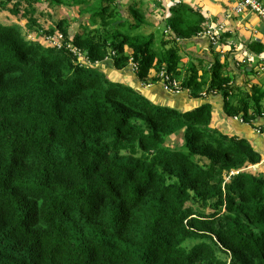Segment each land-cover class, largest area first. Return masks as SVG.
Masks as SVG:
<instances>
[{
	"label": "trees",
	"instance_id": "16d2710c",
	"mask_svg": "<svg viewBox=\"0 0 264 264\" xmlns=\"http://www.w3.org/2000/svg\"><path fill=\"white\" fill-rule=\"evenodd\" d=\"M23 1L32 6L0 8L18 14ZM48 1L89 17L75 32L68 19L44 30L61 35V49L0 24V264H264L261 154L212 128L211 103L156 105L102 66L133 62L145 84L165 70L194 98L218 94L228 117L252 124L264 117V84H234L219 58L201 75L184 68L174 39L156 50L155 37L124 30L131 20L116 0ZM188 29L176 37L201 31ZM175 136L181 145L171 146Z\"/></svg>",
	"mask_w": 264,
	"mask_h": 264
},
{
	"label": "crops",
	"instance_id": "0c3cea01",
	"mask_svg": "<svg viewBox=\"0 0 264 264\" xmlns=\"http://www.w3.org/2000/svg\"><path fill=\"white\" fill-rule=\"evenodd\" d=\"M116 1L122 12L120 17L124 21H132L133 13L137 11L140 17L137 28H142L148 36H160L163 42L178 43L184 68L194 64L201 75L203 70H208L215 59L219 58L226 66V74L231 76L237 85L250 90L252 86L264 84V71L261 70L264 67V21L255 12L237 11L238 0ZM260 1L264 4V0ZM174 17H177V30L170 24ZM188 17L196 20L190 28L186 22ZM119 22L121 21L117 23ZM210 26L223 28L221 44L215 45L204 33ZM198 27L201 31L192 39L183 40L176 37V31L189 28L187 31L192 32ZM158 30L161 32L158 33ZM256 43L258 45H255ZM258 47L263 49L261 53L255 51ZM246 67L251 74L244 73ZM102 70L112 81L133 87L156 105L188 111L204 103H211L214 108L212 128L229 136L247 139L262 156V162L254 169L264 170V117L256 119L254 124L237 117H228L224 112L225 102L220 95L208 93L194 98L189 89H183L179 93L166 90L159 79L145 84L138 79L131 65L124 71H118L113 68L112 61L108 60ZM156 75L157 71L152 69L150 78H157Z\"/></svg>",
	"mask_w": 264,
	"mask_h": 264
},
{
	"label": "rangeland",
	"instance_id": "374dc122",
	"mask_svg": "<svg viewBox=\"0 0 264 264\" xmlns=\"http://www.w3.org/2000/svg\"><path fill=\"white\" fill-rule=\"evenodd\" d=\"M30 2L32 3V6L24 3L23 1L24 4L20 9V13L18 14L14 13L10 8H0V24L5 27H13L18 29L23 36H26L31 41L37 40L36 36H38L39 42L42 44V46L52 47L59 42L58 39H49V37H53V35L48 36L44 33V30L49 29L56 21L62 19L70 20V22L73 23L71 30L72 32H75L77 31V28L80 27V22H84L89 17L84 12V8L82 9V7H75L72 3L71 5L66 3L58 5L57 2H49L48 0H39V2L37 0H31ZM103 5H106V3ZM103 5H98L96 8L102 7ZM30 11H33V13ZM132 19L133 20L131 23L128 24L124 30L133 34L148 36L145 34L142 28H137L136 26L131 25L140 24V17L137 11H134ZM30 22H36L37 24L33 26L30 25ZM88 22L89 21H86L87 24H89ZM160 32L161 31L158 30V33ZM154 37L156 41L154 48L159 50L161 48L162 38L160 36ZM232 82L236 84L235 80H232ZM182 142L183 141L181 137L178 136L172 137L170 139L171 146L181 145Z\"/></svg>",
	"mask_w": 264,
	"mask_h": 264
},
{
	"label": "built area",
	"instance_id": "2783aa9c",
	"mask_svg": "<svg viewBox=\"0 0 264 264\" xmlns=\"http://www.w3.org/2000/svg\"><path fill=\"white\" fill-rule=\"evenodd\" d=\"M238 1H239V4L237 7V11L240 12V11L247 10V11L255 12L264 21V4L260 0H238ZM222 30H223V28L221 26L218 28L210 26L205 30L204 33L209 37L211 42H213L215 45H218V44H221ZM49 39H58L59 42L52 47H56L57 49L62 48L61 35H58V34L53 35V37H49ZM229 45L231 46V43ZM72 49H73V51L77 52V55H79L78 58H80L81 54L79 51H77L76 47L72 48ZM238 63L242 64V62H239V61H238ZM243 63H244V61H243ZM131 65L134 66L135 68H137L135 63L132 62ZM261 70L264 71V67ZM158 77L160 78V81L162 82V84L166 90L172 91L175 93H179L182 91L181 82L177 79L172 78V76L169 75L165 70H161L158 74ZM260 132H261V130H260Z\"/></svg>",
	"mask_w": 264,
	"mask_h": 264
}]
</instances>
